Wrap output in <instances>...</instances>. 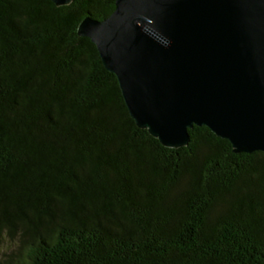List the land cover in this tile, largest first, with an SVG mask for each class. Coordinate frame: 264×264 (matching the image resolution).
Instances as JSON below:
<instances>
[{"label":"trees","instance_id":"1","mask_svg":"<svg viewBox=\"0 0 264 264\" xmlns=\"http://www.w3.org/2000/svg\"><path fill=\"white\" fill-rule=\"evenodd\" d=\"M114 1L0 0V264H264V152L136 126L76 36Z\"/></svg>","mask_w":264,"mask_h":264},{"label":"water","instance_id":"2","mask_svg":"<svg viewBox=\"0 0 264 264\" xmlns=\"http://www.w3.org/2000/svg\"><path fill=\"white\" fill-rule=\"evenodd\" d=\"M76 36L94 44L129 116L161 145L186 146L195 125L236 153L264 152V0H115Z\"/></svg>","mask_w":264,"mask_h":264},{"label":"rangeland","instance_id":"3","mask_svg":"<svg viewBox=\"0 0 264 264\" xmlns=\"http://www.w3.org/2000/svg\"><path fill=\"white\" fill-rule=\"evenodd\" d=\"M18 252V242L17 240H11L8 237H5L3 240V246L1 249V258L6 261L11 256L14 258ZM14 255V256H13Z\"/></svg>","mask_w":264,"mask_h":264}]
</instances>
